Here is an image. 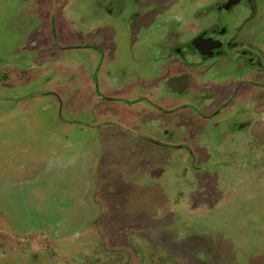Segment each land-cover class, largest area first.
<instances>
[{
	"label": "rangeland",
	"instance_id": "374dc122",
	"mask_svg": "<svg viewBox=\"0 0 264 264\" xmlns=\"http://www.w3.org/2000/svg\"><path fill=\"white\" fill-rule=\"evenodd\" d=\"M47 1L0 0V73L20 70L0 87V264H264V157L255 165L245 149L198 169L185 164L188 149L185 161L159 157L132 136L102 152V139L81 131L79 74L67 76L81 51L27 60L29 37L16 31L46 23ZM100 1L68 0L70 20ZM116 24V56L128 62L129 34ZM148 55L145 70L156 61Z\"/></svg>",
	"mask_w": 264,
	"mask_h": 264
},
{
	"label": "flooded vegetation",
	"instance_id": "af4514ba",
	"mask_svg": "<svg viewBox=\"0 0 264 264\" xmlns=\"http://www.w3.org/2000/svg\"><path fill=\"white\" fill-rule=\"evenodd\" d=\"M67 1H47L46 23L28 30L19 24L16 31L31 41L27 60L44 54L51 61L55 53L81 51L79 69L67 76L79 74L81 131L102 139V152H111L114 140L132 136L138 151L159 157L185 161L188 149L191 161L185 164L193 168L224 165L221 156L237 159L245 149L256 154L259 165L264 157V0H102L94 12L83 3L81 21L70 20ZM118 20L129 34L130 59L122 63L116 56ZM74 33L79 42H63ZM122 47L119 55L126 57ZM148 54L156 61L145 70L141 59ZM16 71L0 73V87L18 83Z\"/></svg>",
	"mask_w": 264,
	"mask_h": 264
}]
</instances>
